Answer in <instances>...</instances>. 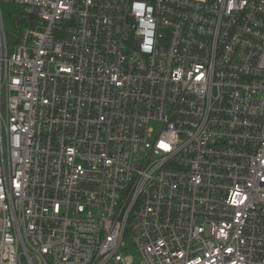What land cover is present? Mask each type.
<instances>
[{"label":"built area","instance_id":"obj_1","mask_svg":"<svg viewBox=\"0 0 264 264\" xmlns=\"http://www.w3.org/2000/svg\"><path fill=\"white\" fill-rule=\"evenodd\" d=\"M0 264H264V0H0Z\"/></svg>","mask_w":264,"mask_h":264},{"label":"trees","instance_id":"obj_2","mask_svg":"<svg viewBox=\"0 0 264 264\" xmlns=\"http://www.w3.org/2000/svg\"><path fill=\"white\" fill-rule=\"evenodd\" d=\"M3 14L5 20V26L8 21H12L16 23V26L19 30L14 34L12 42H15L21 36L22 29L28 27H34L38 22V16L32 12H28L21 5L13 4V3H3ZM8 34V33H7ZM9 37V35H8Z\"/></svg>","mask_w":264,"mask_h":264},{"label":"rangeland","instance_id":"obj_3","mask_svg":"<svg viewBox=\"0 0 264 264\" xmlns=\"http://www.w3.org/2000/svg\"><path fill=\"white\" fill-rule=\"evenodd\" d=\"M26 29V28H25ZM6 30H7V33L9 35V40L11 41L13 39V36L14 34L17 32L18 27L16 26V23L15 22H12L11 20L8 21V23L6 24ZM24 30V28L22 29V31ZM162 124L157 122V123H154L153 124V127L155 129V132H154V135L156 136L161 128H162ZM124 253H127V254H132L134 256H138V250L134 247H130V246H127L124 250H123Z\"/></svg>","mask_w":264,"mask_h":264}]
</instances>
